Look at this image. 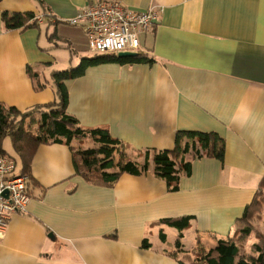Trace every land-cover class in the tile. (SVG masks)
I'll use <instances>...</instances> for the list:
<instances>
[{"label":"crops","instance_id":"0c3cea01","mask_svg":"<svg viewBox=\"0 0 264 264\" xmlns=\"http://www.w3.org/2000/svg\"><path fill=\"white\" fill-rule=\"evenodd\" d=\"M91 1L0 0V103L24 111L58 100L51 78L58 57L72 67L91 55L83 28L65 20ZM121 2L161 9L141 36L154 62L89 66L65 81L67 112L83 129H106L138 162L146 150L173 149L186 130L216 132L223 158L184 154L189 173L171 191L151 161L112 184L87 180L73 150L94 146L88 137L40 144L26 172L30 200L0 238V264H181L198 245L233 234L264 176V0ZM3 11H31L43 21L7 29ZM187 215L177 247L179 231L160 220Z\"/></svg>","mask_w":264,"mask_h":264},{"label":"trees","instance_id":"16d2710c","mask_svg":"<svg viewBox=\"0 0 264 264\" xmlns=\"http://www.w3.org/2000/svg\"><path fill=\"white\" fill-rule=\"evenodd\" d=\"M40 4L43 0H37ZM34 13L3 11L1 18L7 29L37 27ZM53 37V34L50 36ZM116 62L120 64L147 63L152 64L154 59L142 51L136 56L117 57L114 53L92 54L80 58L76 66L64 70H54L51 73L56 88L57 101L19 110L14 106H5L0 103V154H5L1 148V141L9 137L12 147L20 158L21 173L27 174L32 155L40 144L57 142L70 144L75 138L88 137L94 143L92 147H78L73 150L75 170L87 180L112 184L122 173L141 174L145 172L151 161L154 173L164 179L171 191L178 188L181 173H189V162H184L182 156L192 152L195 156L209 155L222 160L224 143L216 132L178 131L175 137L174 148L171 150H146L141 162L130 159L124 152L122 145L111 138L109 132L103 128L83 129L75 117L67 112L68 93L65 81L81 76L86 68L103 63ZM30 76L37 73L27 71ZM38 112V128L35 133L30 132L24 121L31 112ZM264 186V176L259 186ZM250 203L245 206L242 215L236 219L233 234L218 238L214 247L205 248L198 245L191 252L184 254L181 264H264V245L260 241L251 243L252 255L244 257L240 253L238 240L249 237L251 227L242 224L247 219ZM191 216L178 218H164L160 220L179 231L176 246H180L182 231L189 226ZM143 247H148L143 241Z\"/></svg>","mask_w":264,"mask_h":264},{"label":"built area","instance_id":"2783aa9c","mask_svg":"<svg viewBox=\"0 0 264 264\" xmlns=\"http://www.w3.org/2000/svg\"><path fill=\"white\" fill-rule=\"evenodd\" d=\"M161 9L150 7L134 11L121 0H93L65 20L70 26L82 27L87 49L94 54L140 52L141 36L151 31ZM36 23L43 17L36 15ZM28 176L16 170L14 159L0 154V238L10 217L25 211L30 200Z\"/></svg>","mask_w":264,"mask_h":264},{"label":"rangeland","instance_id":"374dc122","mask_svg":"<svg viewBox=\"0 0 264 264\" xmlns=\"http://www.w3.org/2000/svg\"><path fill=\"white\" fill-rule=\"evenodd\" d=\"M61 52L65 53L63 50H58V53ZM87 54L92 55L94 53L88 51ZM58 62L60 65L55 66L53 70H64L69 67V57H65L64 59L58 57ZM38 117L39 113L33 111L24 121V126L32 133H35L38 128ZM3 144L7 145L8 148H12L11 141L8 137L4 139ZM8 155L15 159V162H17V159L14 157V155ZM239 225L240 228H242L244 225L251 227L252 233L249 235V237L238 240L241 255L247 257L254 254L253 248H251V243L258 240L260 241L261 245H264V186H260L257 188L249 206L247 219L244 223Z\"/></svg>","mask_w":264,"mask_h":264},{"label":"water","instance_id":"95a60500","mask_svg":"<svg viewBox=\"0 0 264 264\" xmlns=\"http://www.w3.org/2000/svg\"><path fill=\"white\" fill-rule=\"evenodd\" d=\"M137 54H138V52H120L116 56L117 57H131V56H136ZM50 236L52 237L51 234H50Z\"/></svg>","mask_w":264,"mask_h":264}]
</instances>
